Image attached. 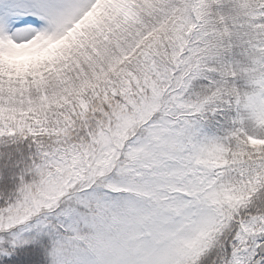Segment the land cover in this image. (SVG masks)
Here are the masks:
<instances>
[{
  "label": "snow or ice",
  "instance_id": "1",
  "mask_svg": "<svg viewBox=\"0 0 264 264\" xmlns=\"http://www.w3.org/2000/svg\"><path fill=\"white\" fill-rule=\"evenodd\" d=\"M0 264H264V0H0Z\"/></svg>",
  "mask_w": 264,
  "mask_h": 264
}]
</instances>
